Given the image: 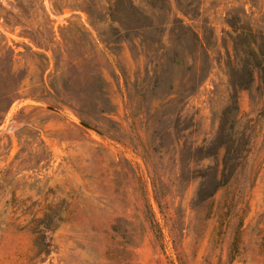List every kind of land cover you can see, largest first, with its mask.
<instances>
[{
  "label": "rangeland",
  "instance_id": "1",
  "mask_svg": "<svg viewBox=\"0 0 264 264\" xmlns=\"http://www.w3.org/2000/svg\"><path fill=\"white\" fill-rule=\"evenodd\" d=\"M251 31L264 54V0H0V264H264L257 84L250 153L200 193ZM48 208L52 251L30 262Z\"/></svg>",
  "mask_w": 264,
  "mask_h": 264
},
{
  "label": "trees",
  "instance_id": "2",
  "mask_svg": "<svg viewBox=\"0 0 264 264\" xmlns=\"http://www.w3.org/2000/svg\"><path fill=\"white\" fill-rule=\"evenodd\" d=\"M190 7L191 5L186 11H180L186 18L192 16L194 12V10L192 11V9H189ZM130 8L132 9L134 7L131 6ZM229 21H238V18L230 16ZM175 23L178 31H180L184 37H191L195 47L199 46L203 48L200 36L188 26L185 21H176ZM232 28L234 27L232 26ZM254 36L255 35L251 31L249 37L240 48L236 43L235 53L237 55L238 51H240L242 55L241 58L243 60L245 59V66L242 71L233 70L230 74V105L221 118L217 135L219 141L217 147L224 152L223 168L221 171L218 170L217 174L215 172L214 174H206L203 176L204 180L209 178L210 181L209 184H204L200 191L204 199L212 198L221 187L226 186L233 178L238 168H240L246 155L250 153L251 140L248 135L242 134L239 131V92L252 91L255 84H257V90L262 89L264 92V54L260 52V47H258ZM263 40L264 38H262V41ZM238 56L237 58H239ZM259 117L264 119V100ZM208 169L212 171L211 167ZM52 209L53 208H48L43 218L37 219L32 228L31 233L34 235L33 256H27L30 262H39L38 260H42L44 257L49 256L52 251V244L48 240V232L57 227L56 217H54L51 212Z\"/></svg>",
  "mask_w": 264,
  "mask_h": 264
},
{
  "label": "water",
  "instance_id": "3",
  "mask_svg": "<svg viewBox=\"0 0 264 264\" xmlns=\"http://www.w3.org/2000/svg\"><path fill=\"white\" fill-rule=\"evenodd\" d=\"M85 127H88L87 125H85V124H83ZM0 133H1V131H0Z\"/></svg>",
  "mask_w": 264,
  "mask_h": 264
}]
</instances>
